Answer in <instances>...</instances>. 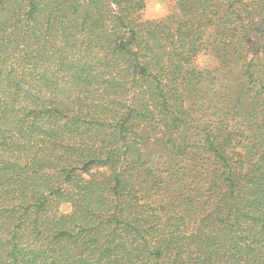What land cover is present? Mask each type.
I'll use <instances>...</instances> for the list:
<instances>
[{
	"label": "trees",
	"instance_id": "obj_1",
	"mask_svg": "<svg viewBox=\"0 0 264 264\" xmlns=\"http://www.w3.org/2000/svg\"><path fill=\"white\" fill-rule=\"evenodd\" d=\"M170 1L0 0V264H264V0Z\"/></svg>",
	"mask_w": 264,
	"mask_h": 264
},
{
	"label": "rangeland",
	"instance_id": "obj_2",
	"mask_svg": "<svg viewBox=\"0 0 264 264\" xmlns=\"http://www.w3.org/2000/svg\"><path fill=\"white\" fill-rule=\"evenodd\" d=\"M173 11V3L170 0H147V6L144 13L145 18L153 20L165 17ZM196 64L201 69H211L216 65L213 58L209 56H200L196 60ZM71 206L64 204L61 206L63 214L71 213Z\"/></svg>",
	"mask_w": 264,
	"mask_h": 264
}]
</instances>
